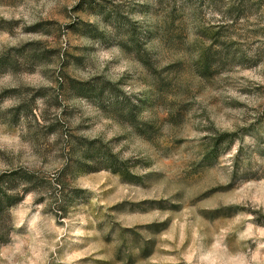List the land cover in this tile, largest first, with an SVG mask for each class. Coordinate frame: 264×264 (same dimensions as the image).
<instances>
[{"label":"clouds","instance_id":"obj_1","mask_svg":"<svg viewBox=\"0 0 264 264\" xmlns=\"http://www.w3.org/2000/svg\"><path fill=\"white\" fill-rule=\"evenodd\" d=\"M165 156L203 178L145 187ZM95 169L183 205L174 264H264V0H0V264H147L154 229L81 191Z\"/></svg>","mask_w":264,"mask_h":264},{"label":"rangeland","instance_id":"obj_2","mask_svg":"<svg viewBox=\"0 0 264 264\" xmlns=\"http://www.w3.org/2000/svg\"><path fill=\"white\" fill-rule=\"evenodd\" d=\"M79 7V6H78ZM46 23L54 24L56 21H47ZM227 136V133L222 134ZM185 144L183 137H177L173 141V149L170 151H178L179 148ZM215 150V146L213 150ZM205 163L211 164L214 156L209 152L205 153ZM185 161L179 159H170L165 156L160 161V168L155 172L147 173L148 181L145 187L159 186L163 184L169 177V174L174 169H181L183 173H186V178L192 180L194 183L198 182L203 177L199 175V164L196 168H185ZM100 169H95L89 172L84 178L85 187L81 191L90 192L91 195L98 194L105 200L112 199V208H120L122 205L131 204L133 207H139L141 215L145 217L146 222L143 226L154 229V239L150 241V247L144 251L143 259L147 261V264H174L175 251L172 248L173 244L179 245L181 249H185L190 243L186 238V232L184 224L181 221V213H185L183 205L170 203L169 201L161 198L155 199H139L137 201L121 200L119 199L120 190L114 186L113 180L115 173L111 176L100 174ZM129 182L135 181V177H127ZM251 189V185H249ZM126 191V189H125ZM221 195L226 198H238L240 193L237 192L232 186L215 185L208 186L205 190L200 192L198 200L211 199L213 196ZM159 205V207H156ZM239 205L230 204L226 207L225 215L227 216L229 211ZM208 214L209 210H203ZM180 223L181 229L179 234L176 233V225ZM85 259H91L86 257ZM72 264H83L80 259H73ZM93 264H104L103 261H94Z\"/></svg>","mask_w":264,"mask_h":264}]
</instances>
